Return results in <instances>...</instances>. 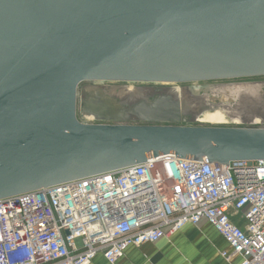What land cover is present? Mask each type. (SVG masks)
I'll use <instances>...</instances> for the list:
<instances>
[{
    "label": "water",
    "instance_id": "1",
    "mask_svg": "<svg viewBox=\"0 0 264 264\" xmlns=\"http://www.w3.org/2000/svg\"><path fill=\"white\" fill-rule=\"evenodd\" d=\"M254 78L264 0H0V200L163 158L264 161V82L230 87L239 127L182 126L199 118L170 94L150 106L97 85ZM82 83L83 113L148 124L80 122Z\"/></svg>",
    "mask_w": 264,
    "mask_h": 264
},
{
    "label": "built area",
    "instance_id": "2",
    "mask_svg": "<svg viewBox=\"0 0 264 264\" xmlns=\"http://www.w3.org/2000/svg\"><path fill=\"white\" fill-rule=\"evenodd\" d=\"M202 162L163 158L0 200V264H116L203 220L231 247L226 262L264 264V161Z\"/></svg>",
    "mask_w": 264,
    "mask_h": 264
},
{
    "label": "crops",
    "instance_id": "3",
    "mask_svg": "<svg viewBox=\"0 0 264 264\" xmlns=\"http://www.w3.org/2000/svg\"><path fill=\"white\" fill-rule=\"evenodd\" d=\"M234 225L245 227L241 213L230 212ZM231 254L232 249L222 236L206 221L187 225L169 238L140 247H130L116 264H240L241 257L233 256L226 262L221 253ZM90 264H109L102 254Z\"/></svg>",
    "mask_w": 264,
    "mask_h": 264
},
{
    "label": "rangeland",
    "instance_id": "4",
    "mask_svg": "<svg viewBox=\"0 0 264 264\" xmlns=\"http://www.w3.org/2000/svg\"><path fill=\"white\" fill-rule=\"evenodd\" d=\"M244 81H240L241 83H245V82H264V78H254V79H241ZM235 81V80H233ZM233 81H229V80H224V81H217L219 83H217L216 85H223V87H226L228 90H222L223 88L217 87V89H212L213 93L209 94V102L217 107L218 105H226V106H230L231 108H233L239 101L236 99L237 97L235 95H231L230 92V87L231 86H235L236 84H241V83H234ZM216 82H199V83H190V84H172V85H167V84H145V83H138V84H128V83H105L101 84L99 86H104V87H108V95L111 96H115V91L119 92H125L126 90H129L130 88L132 89V91H136V90H142V92H147V88L149 87H155V86H162L163 88H170V89H182L181 95H182V100H183V104L185 106H187L188 111L193 110V107H199L201 106V104H199L201 96L200 93L202 92L201 90L207 86H216L215 85ZM82 83L80 85V89L78 90L77 93V102L80 103L81 100H83L84 94L85 92H83L81 90V87L83 86ZM228 84V85H226ZM264 85V84H263ZM129 88V89H128ZM264 88V86H263ZM262 88V90H263ZM180 91V90H179ZM261 92V91H260ZM258 92V97H261L263 99L264 102V98L262 96V94ZM148 93V92H147ZM147 96V95H146ZM90 101H93L94 103H99L100 100H94L93 97L91 99H89ZM98 101V102H96ZM201 109V108H200ZM199 123H196V125L199 126H206V127H210V126H222V127H230L233 124H229V120H227L224 112H222L221 110H215L213 112H205L202 116H199ZM85 121H88L89 123L92 124H113V123H120V124H125V125H144V124H135L133 122L130 123V121H116L113 122L112 120H99L97 118H95L94 116H88L87 118H85ZM135 122V121H134ZM189 125H194V124H189ZM189 125H182V126H189ZM77 243H79V240H77Z\"/></svg>",
    "mask_w": 264,
    "mask_h": 264
},
{
    "label": "flooded vegetation",
    "instance_id": "5",
    "mask_svg": "<svg viewBox=\"0 0 264 264\" xmlns=\"http://www.w3.org/2000/svg\"><path fill=\"white\" fill-rule=\"evenodd\" d=\"M231 81H233V80H231ZM240 81H244V80H241V79L235 80V81H233V84L234 83H238V82L241 83ZM211 82H213V81H211ZM214 82H216L215 85L217 83H219L217 81H214ZM97 85L99 86L100 84H97ZM226 85H228V84H226ZM91 86H92L91 83H85L81 87V90L82 91L83 90H87ZM100 87H103V86H100ZM217 87L223 88L222 90H225V88H226V87H223V85H221V84L220 85H216V86H207V87L203 88L201 90L202 92L200 93L201 99L199 101L200 102L199 104H201V106H200L201 109L199 107H193V110L188 111L189 107L188 108L186 107V110H185V112L187 113L186 115L188 117H190V118H194V117L202 116L205 112H213L215 110H221L223 112L227 107H230V106H226V105H222V104L218 105L217 107H215L209 102V94H212L213 93L212 89H217ZM162 89H167V88H165V87L163 88L162 86H155V87L147 88V92L149 94L148 95L149 98L147 99V101L145 103L149 104L150 106H152V104H153V106H154L159 100H166L167 98H170L169 95L166 93V91L162 90ZM226 90H228V89L226 88ZM80 105L81 104L77 102V106H78L77 107L78 110H77V113H76L77 119L80 122L89 123L88 121H85V118H87L88 116L89 117L93 116V114H91L89 111H87L86 113H83V111H81V106ZM131 105H133L132 107L136 108L140 104H138V102L133 101V102H131ZM109 114H112V113L110 112ZM112 115H114V114H112ZM121 120L125 121V122L126 121H130V123L133 122L135 124H144V125L148 124L147 122H142L140 120H137V119L133 118L132 115H127V117H125V118H123ZM227 120H229L228 122L231 123V120L229 118H227ZM230 127H239V126L231 125ZM257 127H259V126H257Z\"/></svg>",
    "mask_w": 264,
    "mask_h": 264
},
{
    "label": "bare ground",
    "instance_id": "6",
    "mask_svg": "<svg viewBox=\"0 0 264 264\" xmlns=\"http://www.w3.org/2000/svg\"><path fill=\"white\" fill-rule=\"evenodd\" d=\"M255 89L257 91H259V92L261 91L260 93L262 94V96L264 98V88L262 90V88H260V86H257V88H255ZM179 90L178 89L177 90L176 89H173L170 92H167L166 91V93L172 95V97L174 99H176V100H178L180 102H183L182 95H181L182 89H179ZM147 94H148L147 92H142V90L132 91L131 88L129 90H126L125 92H122V91L116 92L115 91V96H118L120 98H131L133 100H136V99L141 98V97H147L146 96ZM142 99H144V98H142Z\"/></svg>",
    "mask_w": 264,
    "mask_h": 264
}]
</instances>
